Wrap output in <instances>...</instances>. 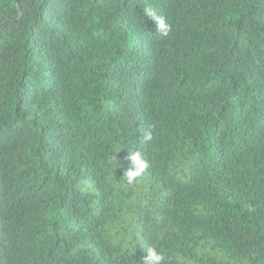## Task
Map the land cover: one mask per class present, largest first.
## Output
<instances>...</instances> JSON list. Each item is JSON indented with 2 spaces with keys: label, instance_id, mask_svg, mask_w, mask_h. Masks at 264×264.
<instances>
[{
  "label": "trees",
  "instance_id": "obj_1",
  "mask_svg": "<svg viewBox=\"0 0 264 264\" xmlns=\"http://www.w3.org/2000/svg\"><path fill=\"white\" fill-rule=\"evenodd\" d=\"M149 247L264 264V0H0V264Z\"/></svg>",
  "mask_w": 264,
  "mask_h": 264
},
{
  "label": "clouds",
  "instance_id": "obj_2",
  "mask_svg": "<svg viewBox=\"0 0 264 264\" xmlns=\"http://www.w3.org/2000/svg\"><path fill=\"white\" fill-rule=\"evenodd\" d=\"M148 16L153 19L156 24L157 31L161 35H168L171 26L167 23L165 18L157 16L154 12H149ZM144 139L151 141L153 139L152 132L149 131L144 134ZM127 159L130 160L132 167L124 174L127 177V183L132 184L138 177H141L150 167L148 160H146L142 153L135 151L128 153ZM147 255L143 259V264H163L164 255L155 247H149L146 251Z\"/></svg>",
  "mask_w": 264,
  "mask_h": 264
}]
</instances>
